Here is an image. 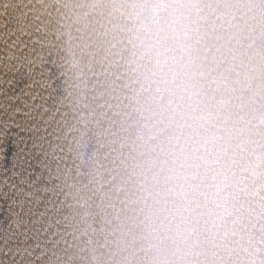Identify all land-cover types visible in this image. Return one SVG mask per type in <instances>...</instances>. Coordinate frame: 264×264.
Listing matches in <instances>:
<instances>
[{
    "label": "bare ground",
    "instance_id": "6f19581e",
    "mask_svg": "<svg viewBox=\"0 0 264 264\" xmlns=\"http://www.w3.org/2000/svg\"><path fill=\"white\" fill-rule=\"evenodd\" d=\"M0 264H264V0H0Z\"/></svg>",
    "mask_w": 264,
    "mask_h": 264
}]
</instances>
